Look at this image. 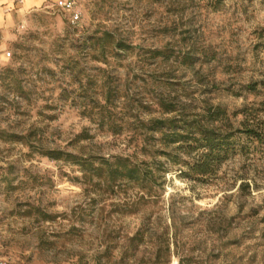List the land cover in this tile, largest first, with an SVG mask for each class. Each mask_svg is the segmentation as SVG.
<instances>
[{"label":"rangeland","instance_id":"374dc122","mask_svg":"<svg viewBox=\"0 0 264 264\" xmlns=\"http://www.w3.org/2000/svg\"><path fill=\"white\" fill-rule=\"evenodd\" d=\"M56 1L16 2L0 27V54L11 52L0 56V255L14 264H264V140L237 134L212 182L180 177L156 154L167 172L147 189L99 183L44 154L151 160L166 149L160 133L144 140L151 119L171 115L162 95L185 113L221 104L235 127L238 111L261 109L254 123L264 127V0H75L77 23ZM106 31L134 48L103 47ZM109 85L117 94L105 103Z\"/></svg>","mask_w":264,"mask_h":264},{"label":"trees","instance_id":"16d2710c","mask_svg":"<svg viewBox=\"0 0 264 264\" xmlns=\"http://www.w3.org/2000/svg\"><path fill=\"white\" fill-rule=\"evenodd\" d=\"M98 43L103 47L111 43L113 50H116L115 54L120 50L127 52L134 48L107 31L98 38ZM153 54L165 56L166 51L155 50ZM183 61L185 64H193L188 54H185ZM116 94V88L109 85L104 97L105 103H112ZM158 103L171 115L153 118L145 125L148 132L144 139L146 143L150 144V140L155 138L149 134L157 132L166 147L162 151H149L151 160L137 161L131 156L123 155L100 160L93 155L80 157L63 150H48L44 154L53 159L79 165L99 183L128 181L147 189L149 185L157 184L159 178L164 179L163 174L167 172L163 162L156 159V154L165 156L173 165H179L180 177L198 182H212L217 177L221 165L235 152L234 140L237 134H246L259 142L264 140V127L254 123L261 109L252 113V107H244L242 111H238L237 113H242L245 117L240 123L241 127H235L228 110L221 104L205 101L202 111L185 113L179 110L174 101L163 95L159 97ZM101 108L104 109V106Z\"/></svg>","mask_w":264,"mask_h":264},{"label":"built area","instance_id":"2783aa9c","mask_svg":"<svg viewBox=\"0 0 264 264\" xmlns=\"http://www.w3.org/2000/svg\"><path fill=\"white\" fill-rule=\"evenodd\" d=\"M17 3H23V0H15ZM56 5L58 8L62 9L69 14L70 21L72 23H77L82 18V12L80 11L75 0H57ZM2 57L4 59H9L11 57V52H4ZM0 264H14L8 257L0 255Z\"/></svg>","mask_w":264,"mask_h":264},{"label":"crops","instance_id":"0c3cea01","mask_svg":"<svg viewBox=\"0 0 264 264\" xmlns=\"http://www.w3.org/2000/svg\"><path fill=\"white\" fill-rule=\"evenodd\" d=\"M45 1L46 0H23V5L21 6L20 9L35 7L42 4ZM14 3H16L15 0H0V27L5 17H8L10 15ZM3 53L0 54V56H2Z\"/></svg>","mask_w":264,"mask_h":264},{"label":"bare ground","instance_id":"6f19581e","mask_svg":"<svg viewBox=\"0 0 264 264\" xmlns=\"http://www.w3.org/2000/svg\"><path fill=\"white\" fill-rule=\"evenodd\" d=\"M174 264H176V263H174Z\"/></svg>","mask_w":264,"mask_h":264}]
</instances>
